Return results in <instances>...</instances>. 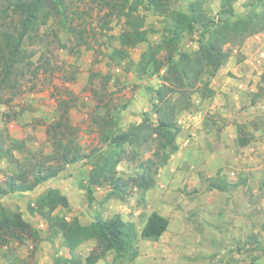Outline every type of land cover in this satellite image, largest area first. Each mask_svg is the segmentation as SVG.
<instances>
[{"label": "rangeland", "instance_id": "1", "mask_svg": "<svg viewBox=\"0 0 264 264\" xmlns=\"http://www.w3.org/2000/svg\"><path fill=\"white\" fill-rule=\"evenodd\" d=\"M195 1L172 0L171 12L187 13ZM223 1L199 2L206 16L217 18ZM232 1L239 16L264 12L263 6H252L253 0ZM65 3L69 18L76 19L80 30L86 29L87 43L79 47L82 41L55 21L52 28L59 31L62 46L50 36L44 46L30 45L37 52L36 66H41L39 79L34 85L29 73L12 107L0 105V134L24 142L22 149H14L16 160L49 155L47 127L58 118V100L71 99L76 101L70 117L79 128V143L87 154L96 153L33 192L0 199L8 211L21 213L36 232V238L23 245L12 242L3 247L0 264H58L69 257L62 236L29 210V206L36 208L37 200L49 189L59 190L71 205L55 214L67 220L77 217L84 225H91L99 213L105 219L118 215L134 223L141 234L152 213L167 218L170 226L159 240L140 237L139 256L130 264H264V28L241 46L226 48L233 54L211 83L214 96H192V108L179 119V151L160 171L146 203L140 204L134 195L125 201L108 199L109 191L101 188L95 190V202L90 205L81 186L111 151L102 141L98 123L109 108L119 119L120 131L139 124L144 113H151L163 72H138L148 44L132 49L130 58L117 66L110 55L120 47L124 21H110L106 11L91 0ZM143 14L147 28L157 32L151 34L149 43L158 44L168 33L169 17ZM39 31L45 36L50 26ZM199 42L200 32L187 34L180 49L194 52ZM108 77L111 81L106 84ZM133 166L123 164L120 170L131 173ZM17 172L16 165L0 157V181ZM223 183L226 191L219 189ZM94 247L95 243H86L79 254L87 257ZM112 262L111 255L98 264Z\"/></svg>", "mask_w": 264, "mask_h": 264}, {"label": "trees", "instance_id": "2", "mask_svg": "<svg viewBox=\"0 0 264 264\" xmlns=\"http://www.w3.org/2000/svg\"><path fill=\"white\" fill-rule=\"evenodd\" d=\"M199 1L191 3L187 13H178L171 12L172 0H91L100 11H106L110 21H124V30L118 37L120 47L114 48L110 55L112 62L121 66L130 58L132 49L148 44L138 72L158 75L163 72V75L151 113H144L139 124L120 131L119 119L109 108L98 123L102 141L111 151L81 186L90 205L95 202V190L101 188L109 191L108 199L125 201L134 195L140 204L146 203V195L156 187L160 171L179 151L178 138L182 133L179 119L192 108V96L198 94L201 99L214 96L211 83L233 54L232 49L226 48L241 46L248 37L263 31L264 12L242 17L233 7V1L225 0L218 17L211 18L203 13ZM252 3L264 9V0ZM68 11L65 0H0V105L12 107L29 73L33 74L34 85L39 79L41 66H36L37 52L30 50V45L44 46L48 36L53 37L55 44L63 45L59 31L52 28L55 21L82 41L79 47L86 45V29L80 30ZM144 12L169 17L168 33L158 44L149 43L151 34L157 32L147 28ZM47 26L50 33L42 36L39 30ZM197 32H200L198 49L181 51L185 35ZM42 58L43 55L39 60ZM43 72L47 74L48 68L44 67ZM105 79L109 84L111 78ZM74 106L75 100H58V118L46 130L52 153L39 159L16 160L14 149H22L24 142L0 134V157L18 169L0 181V199L33 192L58 178L67 167L95 157L96 152L87 154L79 143V128L70 117ZM242 145H246L244 141ZM129 163L134 164L131 173L120 170ZM221 187L222 191L228 188L226 183ZM70 207L69 199L57 189H49L40 196L36 208L29 206L31 212L45 218L50 229L62 236L69 257L58 264H98L111 255L112 264H130L139 256L140 237L159 240L170 226L169 220L158 212L150 215L141 234L134 223L118 215L105 219L99 213L91 225H84L77 217L67 220L55 214L59 208ZM35 238L33 226L21 213L8 211L0 204V250L12 242L23 245ZM90 242L95 247L87 257L81 256L79 249Z\"/></svg>", "mask_w": 264, "mask_h": 264}, {"label": "built area", "instance_id": "3", "mask_svg": "<svg viewBox=\"0 0 264 264\" xmlns=\"http://www.w3.org/2000/svg\"><path fill=\"white\" fill-rule=\"evenodd\" d=\"M43 226V225H42Z\"/></svg>", "mask_w": 264, "mask_h": 264}]
</instances>
